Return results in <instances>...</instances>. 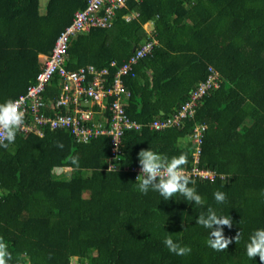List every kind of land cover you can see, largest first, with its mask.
Here are the masks:
<instances>
[{
    "label": "trees",
    "instance_id": "1",
    "mask_svg": "<svg viewBox=\"0 0 264 264\" xmlns=\"http://www.w3.org/2000/svg\"><path fill=\"white\" fill-rule=\"evenodd\" d=\"M126 1L110 14V26L72 39L66 68L106 66V86L112 87L124 60L154 40L152 53L133 66L135 74L120 76L126 91L112 95L141 128L125 131L124 151L112 168L109 136L78 142L68 127L19 133L7 149L0 147V237L12 253L9 264L72 258L81 264H261L259 256H247L246 244L264 228V0ZM87 2L0 0V103L37 83L59 35ZM107 4L101 2V12ZM114 59L117 66H111ZM54 77L42 102L57 100L61 79ZM201 84L206 91L192 115L151 127L155 119L174 118ZM65 111L41 105L46 115ZM96 116L106 123L110 114ZM196 124L207 125L198 165L217 173L214 180L191 177L203 205L179 193L165 201L152 189L140 192L130 169L139 165V151L151 148L169 158L186 153L185 168H191L189 137ZM70 156L79 157V167ZM216 191L225 193L223 203L216 202ZM208 207L231 217L226 237L241 232L227 250L210 248L209 230L196 223ZM168 236L191 252H170Z\"/></svg>",
    "mask_w": 264,
    "mask_h": 264
},
{
    "label": "built area",
    "instance_id": "2",
    "mask_svg": "<svg viewBox=\"0 0 264 264\" xmlns=\"http://www.w3.org/2000/svg\"><path fill=\"white\" fill-rule=\"evenodd\" d=\"M101 2H108L106 11L100 14L102 9ZM126 0H89V4L84 9H78L74 13L73 21L59 35L53 52L46 57L43 70L38 74L37 83L32 85L26 95L19 96L16 100L20 102L21 109L25 113L24 126L19 133L35 132L42 135L44 127L49 126L52 130L68 127L75 134L78 142H90L93 138L99 136H109L112 140V155L109 158L110 168L118 165L120 154L123 152L120 145L126 130L140 129L141 124L132 120L126 114L124 105L120 101V97L113 100L110 96L120 95L126 89L120 76L122 74L135 72L133 66L144 57L146 53L152 52L153 43L149 42L142 48L138 49L124 63L119 66L112 87L106 86V78L110 74L109 68L104 66L98 68L94 65L80 67L77 70H67L66 60L67 51L70 47L72 39L83 31H89L96 26H110L113 19L110 14H114V8L126 5ZM116 59L111 61V66H117ZM217 74V73H216ZM55 75H59L61 79L60 93L55 103L51 101L47 103L42 98ZM93 75V79L87 83V76ZM85 82L87 84H85ZM206 84H201L197 90L191 94V100L184 103L178 114L169 120L155 119L151 123V127L162 128L171 124H178L182 117L192 115L197 105L196 100L206 91ZM41 105L53 106L59 109L65 106V112L56 113V115H46L41 112ZM108 110L110 116L107 122L97 119V114ZM32 118V121H28ZM207 129L206 124H196L190 140L195 145L194 164L191 168H186L187 173L193 178H204L214 180L217 173L199 167L200 154L202 151V143ZM117 143L119 145H117ZM117 167V166H116ZM130 169L136 173V177L140 174V165H132ZM223 176V175H219ZM66 264H81L77 258ZM24 264H31L25 262Z\"/></svg>",
    "mask_w": 264,
    "mask_h": 264
},
{
    "label": "clouds",
    "instance_id": "3",
    "mask_svg": "<svg viewBox=\"0 0 264 264\" xmlns=\"http://www.w3.org/2000/svg\"><path fill=\"white\" fill-rule=\"evenodd\" d=\"M25 113L21 109L18 100L8 99L0 103V147L7 149L11 143L15 142L17 133L24 126ZM117 145H119L117 143ZM57 147L63 148L61 142H57ZM71 165L79 167V157L70 156ZM140 174L138 190L147 194L149 189L157 191L165 201L179 193L185 197L186 201L203 205L202 197L196 192L195 181L187 173V154L181 153L179 156L169 158L166 155L153 151L151 148L141 149L138 153ZM216 202L223 203L226 195L223 192L214 193ZM196 223L209 230L207 244L215 251L227 250L229 244L235 240L238 243L241 239V232H237L235 237L224 235V226L231 228L232 220L230 216L218 215L216 210L208 207L207 213L200 214ZM168 250L178 256H184L191 252L190 246L180 245L171 236L164 240ZM246 253L250 259L259 256L261 264H264V228L256 229L250 236L246 244ZM12 253L8 250V245L3 237H0V264H9L12 261Z\"/></svg>",
    "mask_w": 264,
    "mask_h": 264
},
{
    "label": "bare ground",
    "instance_id": "4",
    "mask_svg": "<svg viewBox=\"0 0 264 264\" xmlns=\"http://www.w3.org/2000/svg\"><path fill=\"white\" fill-rule=\"evenodd\" d=\"M87 3H89V2H87ZM128 3V2H127ZM105 5V4H104ZM103 5V6H104ZM108 5V4H107ZM105 7V6H104ZM84 9V8H83ZM102 10V9H101ZM101 10H100V12L99 13H103V12H101ZM117 10H118V8H117ZM103 11V10H102ZM116 13H117V11H116ZM112 15V14H111ZM114 17V16H113ZM132 17V16H131ZM79 34V33H78ZM152 42H154V40L152 41ZM154 47V46H153ZM140 49V48H139ZM152 53V52H151ZM149 55V54H148ZM68 67V66H67ZM80 68V67H79ZM213 68V67H212ZM67 69H70L69 67L67 68ZM211 69V68H210ZM42 70H43V68H42ZM72 70V69H71ZM74 70V69H73ZM212 71V70H211ZM217 71V70H216ZM41 72V71H40ZM220 74V73H219ZM211 75V74H210ZM56 76V75H55ZM59 76V75H58ZM210 77V76H209ZM55 78V77H54ZM57 78V77H56ZM60 80V79H59ZM220 81V80H219ZM35 83H36V81H35ZM58 84V83H57ZM219 85V84H218ZM197 87H199V86H197ZM211 89V88H210ZM194 90V89H193ZM27 91H28V88H27ZM27 93V92H26ZM24 94V93H23ZM22 95V94H21ZM44 96H45V94H44ZM53 96V95H52ZM206 96V95H205ZM112 97V100H113V96H111ZM50 99V98H49ZM115 99V98H114ZM202 100V99H201ZM198 102H200V101H198ZM126 106V105H125ZM127 109V108H126ZM178 111V110H177ZM197 111V110H196ZM126 112H127V110H126ZM52 113V112H51ZM196 115V114H195ZM129 117H131V116H129ZM159 118V117H158ZM187 120V119H186ZM175 127V126H174ZM153 129V128H152ZM166 129V128H165ZM128 131H130V130H128ZM159 131H161V129L159 130ZM127 132V131H126ZM31 133V132H30ZM188 137V136H187ZM98 138V137H97ZM124 140V139H123ZM190 142V141H189ZM123 143H124V141H123ZM123 148V147H122ZM123 150V149H122ZM124 151V150H123ZM123 157V156H122ZM121 164H123L122 162H121ZM134 164V163H133ZM135 165V164H134ZM129 166V165H128ZM130 167V166H129ZM119 168H120V166H119ZM121 169V168H120ZM126 169H127V167H126ZM120 171V170H119ZM127 171H129V170H127ZM134 173V172H133Z\"/></svg>",
    "mask_w": 264,
    "mask_h": 264
},
{
    "label": "rangeland",
    "instance_id": "5",
    "mask_svg": "<svg viewBox=\"0 0 264 264\" xmlns=\"http://www.w3.org/2000/svg\"><path fill=\"white\" fill-rule=\"evenodd\" d=\"M152 26H153V25H149L148 27H149V28H152ZM69 262H75V261L70 260Z\"/></svg>",
    "mask_w": 264,
    "mask_h": 264
}]
</instances>
